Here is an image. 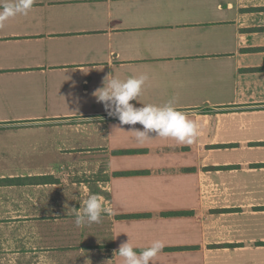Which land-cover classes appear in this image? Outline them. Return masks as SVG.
Returning a JSON list of instances; mask_svg holds the SVG:
<instances>
[{"label": "crops", "instance_id": "crops-1", "mask_svg": "<svg viewBox=\"0 0 264 264\" xmlns=\"http://www.w3.org/2000/svg\"><path fill=\"white\" fill-rule=\"evenodd\" d=\"M262 66L264 0H35L8 20L0 264H122L121 243L156 239L151 264H264ZM139 73L132 103L173 100L194 143L138 144L92 95ZM92 194L110 212L77 227Z\"/></svg>", "mask_w": 264, "mask_h": 264}, {"label": "clouds", "instance_id": "clouds-1", "mask_svg": "<svg viewBox=\"0 0 264 264\" xmlns=\"http://www.w3.org/2000/svg\"><path fill=\"white\" fill-rule=\"evenodd\" d=\"M34 3L35 0H0V27L16 16L28 15ZM148 80L147 73H139L126 79L106 75L102 86L95 89L92 95L97 102L103 104L109 116L118 119L120 128L128 126L138 144L143 145L152 137L172 139L182 146L194 143L200 135V126L176 109L173 100L164 105L136 106L132 103L138 100ZM109 212L110 209L105 207L100 198L94 194L88 195L79 211H73L74 223L77 227L99 223L102 215ZM164 247V242L156 239L137 252L127 240L120 244L115 254L122 258V264H151Z\"/></svg>", "mask_w": 264, "mask_h": 264}, {"label": "trees", "instance_id": "trees-1", "mask_svg": "<svg viewBox=\"0 0 264 264\" xmlns=\"http://www.w3.org/2000/svg\"><path fill=\"white\" fill-rule=\"evenodd\" d=\"M255 70L262 71V70H264V66H262L260 68H256ZM39 178H41V177H39ZM42 179L45 180L46 178L43 177ZM20 180H21L20 178H8L6 181L7 182H15V183H18ZM180 213L181 212H164V214H168V215H173V214L175 215V214H180ZM137 216H139V215H137Z\"/></svg>", "mask_w": 264, "mask_h": 264}, {"label": "rangeland", "instance_id": "rangeland-1", "mask_svg": "<svg viewBox=\"0 0 264 264\" xmlns=\"http://www.w3.org/2000/svg\"><path fill=\"white\" fill-rule=\"evenodd\" d=\"M33 179V178H32ZM228 209V208H227ZM231 209V208H230Z\"/></svg>", "mask_w": 264, "mask_h": 264}]
</instances>
